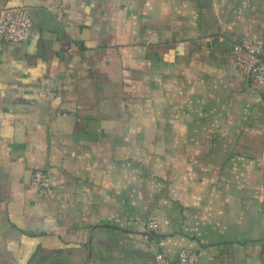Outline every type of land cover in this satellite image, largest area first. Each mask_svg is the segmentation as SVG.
<instances>
[{"label":"crops","instance_id":"0c3cea01","mask_svg":"<svg viewBox=\"0 0 264 264\" xmlns=\"http://www.w3.org/2000/svg\"><path fill=\"white\" fill-rule=\"evenodd\" d=\"M0 4L33 22L0 43V264H264V92L232 56L264 58V0Z\"/></svg>","mask_w":264,"mask_h":264},{"label":"built area","instance_id":"2783aa9c","mask_svg":"<svg viewBox=\"0 0 264 264\" xmlns=\"http://www.w3.org/2000/svg\"><path fill=\"white\" fill-rule=\"evenodd\" d=\"M33 26L28 10L24 6H5L0 4V43H19L23 41ZM263 46L255 40H247L232 47V56L241 73L247 76L253 86L264 92V58ZM31 181L42 190H49V174L45 170H35ZM146 230L149 234L159 233V224L151 216L146 221ZM157 264H198L199 255L190 248L181 250L176 260L167 258L159 253Z\"/></svg>","mask_w":264,"mask_h":264}]
</instances>
